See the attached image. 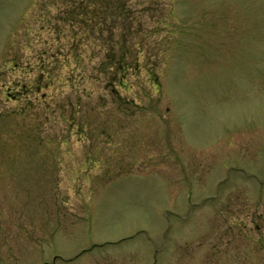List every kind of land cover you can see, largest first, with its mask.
I'll return each mask as SVG.
<instances>
[{
	"label": "rangeland",
	"instance_id": "rangeland-1",
	"mask_svg": "<svg viewBox=\"0 0 264 264\" xmlns=\"http://www.w3.org/2000/svg\"><path fill=\"white\" fill-rule=\"evenodd\" d=\"M0 264H264V0H0Z\"/></svg>",
	"mask_w": 264,
	"mask_h": 264
}]
</instances>
